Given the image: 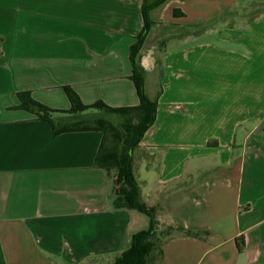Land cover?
Instances as JSON below:
<instances>
[{
    "label": "crops",
    "instance_id": "1",
    "mask_svg": "<svg viewBox=\"0 0 264 264\" xmlns=\"http://www.w3.org/2000/svg\"><path fill=\"white\" fill-rule=\"evenodd\" d=\"M142 3L0 0V264L110 258L147 229L145 215L117 200L114 174L94 166L102 134L53 136L39 113L19 107L18 97L25 92L67 111L63 88L70 87L85 105H138L129 51L143 28ZM258 4L264 0H167L149 13L139 64L145 93L158 106L138 152L160 166L143 198L152 205L158 189L181 181L162 202L159 221L208 232L169 240L165 264H264ZM74 118L52 116L60 124Z\"/></svg>",
    "mask_w": 264,
    "mask_h": 264
},
{
    "label": "trees",
    "instance_id": "2",
    "mask_svg": "<svg viewBox=\"0 0 264 264\" xmlns=\"http://www.w3.org/2000/svg\"><path fill=\"white\" fill-rule=\"evenodd\" d=\"M166 1L143 0V28L140 34L136 36L135 42L130 46V80L136 90L139 100L138 105L132 107H111L102 102L85 105L70 87H64L63 90L70 103V109L59 111L33 101L29 98L28 93L21 92L18 94L21 102L19 107L39 113L41 118L50 124L53 136L75 132H100L102 139L94 159L95 168L112 172L114 174L117 200H123L128 205L130 204L134 210L147 217V229L133 234L127 247L118 256L110 260L109 264H165L163 245L167 240L175 237L201 238L208 235V232L186 230L174 221L167 223L159 221V216L164 213L161 208L162 202L167 194L172 190L180 189V186L170 191L156 192L155 194L158 197L155 202L152 205H148L141 196L134 175V154L136 152L139 153L138 150L144 134L154 124L158 106L156 99H149L145 93L144 73L139 64V53L150 31V11L161 6ZM263 13L264 4H258L254 10L253 18ZM206 28L202 27L199 31H203ZM89 110H100L107 115L118 116L121 120L119 123L114 124L105 118H74L71 122L60 124L55 123L52 119L55 114L76 116ZM141 155L144 157L143 153ZM235 245L238 252L243 250L244 240L242 236L235 238Z\"/></svg>",
    "mask_w": 264,
    "mask_h": 264
},
{
    "label": "rangeland",
    "instance_id": "3",
    "mask_svg": "<svg viewBox=\"0 0 264 264\" xmlns=\"http://www.w3.org/2000/svg\"><path fill=\"white\" fill-rule=\"evenodd\" d=\"M75 117H77V118L82 117V119H84V118H105L114 124L119 123L121 120L120 117H118V116H110V115H107L105 112L100 111V110H89L82 115L77 114ZM67 122H71V121H67ZM156 160H157L156 158H150V159L143 158L142 155L137 153V152L134 154V159H133V161H134L133 162L134 175H135V180L139 186V190H140L142 198H143V195L146 194V191L149 189V187L153 188V187H155V185L157 183L156 177H157V173H158L160 165L157 163ZM178 183H179V186L182 188L183 187L182 182L179 181ZM188 186H185V187H188ZM175 187H178V186H175ZM175 187L164 189V190H160V189H158V190L159 191H167V190L170 191L171 189H174ZM172 191H176V190H172ZM157 197L158 196H156L155 198H157ZM143 200H145V199L143 198ZM138 215L141 218H144V219L146 218L141 213H139ZM170 221H171V219H167V217H164V219H163L164 223H167ZM169 240H171V239H169ZM169 240H167L166 243ZM116 256H118V254H116L115 256L110 257V258L107 257L105 259L85 260V261L81 262L80 264H109L110 260H112Z\"/></svg>",
    "mask_w": 264,
    "mask_h": 264
}]
</instances>
